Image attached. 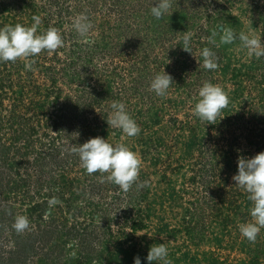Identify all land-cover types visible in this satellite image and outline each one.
<instances>
[{
    "label": "rangeland",
    "instance_id": "1",
    "mask_svg": "<svg viewBox=\"0 0 264 264\" xmlns=\"http://www.w3.org/2000/svg\"><path fill=\"white\" fill-rule=\"evenodd\" d=\"M34 2L30 9L27 0H0V27L31 26L38 15V32L56 27L64 44L36 57L0 62V139L12 148L32 141L30 153L24 148L27 153L15 160L24 166L19 172L0 159L7 174L0 182V211L11 222L28 217L31 234L43 239L36 253L48 252L56 264H134L137 256L149 264L150 247L166 243L171 264H264V228L255 242L241 235L238 226L252 219V202L232 179L240 156L264 152V57L249 56L238 39L221 43L219 31L209 39L224 25L264 42V0H170L161 19L151 15L157 0ZM82 13L92 23L86 37L73 27ZM187 30L190 52L182 48ZM205 47L216 53L215 69L204 65ZM32 59V68H26ZM163 70L174 85L160 97L150 83ZM205 81L229 96L214 124L193 112ZM113 101L125 104L140 128L137 135L107 123ZM15 107L25 124L7 118ZM83 126L94 137L138 153V181L128 191L104 179L108 173L88 174L80 160L71 161L77 155L72 150L64 168L53 166L50 157L36 159L35 150L43 149L67 162L73 145L92 138L78 136ZM53 173V179L62 173L74 187L54 185ZM19 183L26 186L12 188ZM52 199L56 203L50 206ZM35 206L39 210L29 215ZM52 241L57 252L50 250ZM12 242L15 247L7 245ZM21 248L22 240L4 239L0 258H17L11 251ZM30 258L26 264L37 259ZM69 258L75 262L67 263Z\"/></svg>",
    "mask_w": 264,
    "mask_h": 264
},
{
    "label": "clouds",
    "instance_id": "2",
    "mask_svg": "<svg viewBox=\"0 0 264 264\" xmlns=\"http://www.w3.org/2000/svg\"><path fill=\"white\" fill-rule=\"evenodd\" d=\"M169 8L170 0H157L151 7V15L156 19H161ZM32 20L34 23L31 26L17 23L0 27V62H15L18 58L36 57L43 50L51 52L63 46L64 41L58 28L49 27L43 32H38L41 18L34 15ZM73 27L80 37H86L92 28V23L82 13L75 18ZM217 31L220 33L221 43L231 44L238 39L241 46L247 49L249 56L264 57V42L259 37L246 34L243 31L237 34L232 28L220 25L218 30H213L209 37L210 40L214 41ZM183 33L182 48L190 52L192 33L188 30ZM201 54L205 67L215 69L218 66L215 62L216 53L212 49L205 47ZM34 63L35 59H32L25 67L31 69ZM172 85H174L173 77L163 70L154 75L150 89L157 96L164 97ZM198 96L199 99L193 108L194 114L202 122L214 124L213 122L220 117L222 110L229 103L228 93L221 86L205 81L199 89ZM111 109L112 112L107 120L111 127L121 129L129 137L140 132L136 120L126 110L122 101H113ZM71 150L79 155L81 165L88 174L108 173L103 178L120 186L124 191H128L138 181L141 161L138 153L132 151L125 144L113 145L108 142V139L94 137L81 145H73ZM237 164L238 171L232 179L236 186L248 193V200L252 202L250 208L252 219L249 222L241 223L238 227L244 238L255 242L261 229L264 228V152L251 158L240 156ZM147 183L144 181L137 186L143 187ZM55 203V199L49 201L50 206ZM13 227L17 232L26 230L29 227L28 217L17 216ZM146 259L149 264H153L154 261L160 262V264H171L167 244H153ZM134 264H142L139 256L134 258Z\"/></svg>",
    "mask_w": 264,
    "mask_h": 264
},
{
    "label": "trees",
    "instance_id": "3",
    "mask_svg": "<svg viewBox=\"0 0 264 264\" xmlns=\"http://www.w3.org/2000/svg\"><path fill=\"white\" fill-rule=\"evenodd\" d=\"M27 2H28V5H26L27 8L34 9L36 7V4H35L34 0H27ZM3 87H4V85L1 84L0 85V89L2 90ZM21 87H23V86H21ZM21 91H24L23 88H21ZM86 100L87 99H85V101ZM0 105H2V103H0ZM0 110H1V108H0ZM74 110H77V108L75 106H74V108H72L71 113H74ZM19 115L20 114H19L18 107H15V108H13V112H12L11 116H7V118H9L10 121L14 122L15 124H21L22 125L26 120H25V117L23 118V116L20 117ZM1 120H2V116L0 115V121ZM100 123L101 122H99V120H98V125H100ZM32 133H33V131H32ZM78 136H80V137L88 136V137L94 138L93 132H92V130H90L88 128V126H85L83 128L82 132H80ZM12 142H14V141H12ZM31 142L32 141H30V142L28 141V142L24 143V145H22V146H24V148H28L27 152L29 151V149L32 148V145L29 144ZM12 145L13 144L8 143V142L4 143V141H1V139H0V159H3L4 163L7 162L8 166L10 167L9 169H12V170L14 169V171L16 170V172L17 171L19 172L20 169L23 168L24 166L22 165V162H20V161L16 162L15 160L16 159L18 160L19 158L22 159V157H24V155L27 152H25L24 148L21 147V146L16 147V148L15 147L12 148L11 147ZM51 150H52V148H51ZM11 152H13V154H14L12 156V158H13L12 161H14V162H12V161L7 159V157L10 156L9 154H12ZM15 153L18 156H20V157L16 156ZM28 153H30V152H28ZM35 153L37 155V157H36L37 160H47V158L50 157L52 159V161L55 163L53 166H55L57 168H64V167H66L68 162L70 163L73 160H80L79 155L77 154L73 159H71V161H69V156L72 153L71 149H70L69 153H67L65 155V158L66 159L68 158L67 162L62 161V160H60V161L55 160L54 158H52L51 155L44 154V150L43 149L42 150L39 149V151L35 150ZM10 171L11 170H9V172H8V176H10L9 175ZM60 172L65 173V170L61 169ZM62 173L61 174H57L56 173L57 174V179H53L54 173H53V175H51L50 178L54 180L53 184L54 185L59 184V185H61L63 187H65V186H67L69 184L68 189L70 187L73 188L74 184L71 185V183H69L68 179ZM6 175L7 174L5 173V171L0 169V182H3L5 180L4 176H6ZM27 176L30 177L29 174H27ZM23 182H25V180ZM53 184L50 186V189L54 186ZM24 185L26 186V184L19 183V184H16L15 187H12V188L18 189V188H20V187H22ZM73 203H76V201L73 202ZM69 206L73 207L72 203ZM75 207H77V206H75ZM34 210L35 211L39 210V206L31 207L29 215ZM7 212L8 213H14L15 211L10 212V211L7 210ZM9 216L10 215L2 214V211H0V248H1L2 244H3V242H4V239L7 242V241H9V237L17 239V240H22V248L19 251H16V250L15 251H11L12 255L13 256L15 255V257H17V258L11 257L8 260L7 257L6 258L2 257V258H0V264H4V261H9L10 264H14L16 262H20V264H26V262L28 260H29L28 262L31 263V261L33 259L32 258L29 259V257H32V256L33 257H37L36 261L35 262L33 261L32 264H56L57 263L56 258H54L53 261L51 262L50 258L48 257V255H50V254H48V252H45V254L42 253V254H39V255L36 253L37 248L39 249L38 246L41 244V242L38 239H41V238L34 237V234H31V231H30L31 230V226L29 225V227L25 231L17 232L14 229V227H13V223L14 222L10 221V217ZM30 219H31V216H30ZM133 227L136 229L138 226H137L136 223H134ZM41 241H43V239H41ZM55 241L57 242V238H55ZM14 242H16V241H14ZM14 242L7 243V245L9 244V245L15 247V245H14L15 243ZM50 246L52 247L50 249L52 251H56L57 252L58 249H59L58 246H55V248H54L53 241H52V245L50 244ZM43 248H44V246H42V249ZM55 255H53V256L55 257ZM70 262H75V261H74L73 258H69L67 263H70ZM82 262H84V261L83 260L82 261L81 260L76 261V263H82Z\"/></svg>",
    "mask_w": 264,
    "mask_h": 264
}]
</instances>
